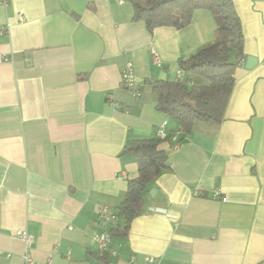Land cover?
<instances>
[{
    "label": "crops",
    "instance_id": "obj_1",
    "mask_svg": "<svg viewBox=\"0 0 264 264\" xmlns=\"http://www.w3.org/2000/svg\"><path fill=\"white\" fill-rule=\"evenodd\" d=\"M233 3L244 44L224 118L183 134L147 84L178 81L179 61L214 41L209 11L150 33L127 0H0V264H98L92 234L118 220L97 211L116 213L137 174L123 146L162 128L169 170L112 237L110 264H264V0Z\"/></svg>",
    "mask_w": 264,
    "mask_h": 264
},
{
    "label": "trees",
    "instance_id": "obj_2",
    "mask_svg": "<svg viewBox=\"0 0 264 264\" xmlns=\"http://www.w3.org/2000/svg\"><path fill=\"white\" fill-rule=\"evenodd\" d=\"M127 1L133 8V21L143 22L150 33L162 27L183 29L197 10L212 14L215 39L179 61L182 79L153 81L147 87L156 99V109L175 119L183 134H188L196 121L220 123L235 83V60L243 55L244 37L233 0ZM194 75L207 79L209 85L189 86ZM165 140L139 139L124 144L121 156H132L138 169L135 177L127 179L124 198L115 210L118 222L109 230L113 238H127L131 221L141 214L149 185L169 170L165 166L166 152L161 148ZM90 256L98 264H110L107 251Z\"/></svg>",
    "mask_w": 264,
    "mask_h": 264
},
{
    "label": "built area",
    "instance_id": "obj_3",
    "mask_svg": "<svg viewBox=\"0 0 264 264\" xmlns=\"http://www.w3.org/2000/svg\"><path fill=\"white\" fill-rule=\"evenodd\" d=\"M155 57V62L159 64V59ZM178 79H182V74H178ZM121 84L124 88L128 89L129 91L134 92L135 88V77H134V69L132 64H127L125 69L121 73ZM159 138L160 139H165L166 135L163 131V128L158 131ZM175 140V138L173 139ZM98 217L100 218L102 224L107 225L109 223L114 222L117 219L116 213L110 211L106 207H100L97 211ZM16 237L21 239L26 248H30L32 242H33V237L26 232L18 231L16 232ZM92 241L96 244L98 251L100 253L107 251L111 245L112 242V236L111 234L106 231L102 233H93L92 234ZM146 262L148 264H157L156 261L152 257H147ZM23 264H41L39 262H35L28 253H26L23 256Z\"/></svg>",
    "mask_w": 264,
    "mask_h": 264
},
{
    "label": "water",
    "instance_id": "obj_4",
    "mask_svg": "<svg viewBox=\"0 0 264 264\" xmlns=\"http://www.w3.org/2000/svg\"><path fill=\"white\" fill-rule=\"evenodd\" d=\"M253 64H254V60L251 59V58H248V59H247V62H246V68L249 69ZM165 166L168 167L169 164L166 163ZM154 193H155V190H150V194H151L152 196H154Z\"/></svg>",
    "mask_w": 264,
    "mask_h": 264
}]
</instances>
